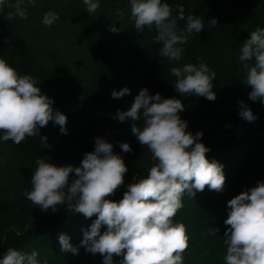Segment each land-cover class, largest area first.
Wrapping results in <instances>:
<instances>
[{
	"label": "trees",
	"instance_id": "trees-1",
	"mask_svg": "<svg viewBox=\"0 0 264 264\" xmlns=\"http://www.w3.org/2000/svg\"><path fill=\"white\" fill-rule=\"evenodd\" d=\"M168 2L180 28L186 21L178 17L179 5L184 6L185 16L192 13L205 22V28L191 33L183 44L180 61H169L159 54L162 44L155 40L154 25L145 26L143 32L135 27L129 0H100L94 12H87L84 0H36L34 5H26L27 19L9 18L7 14L13 9L8 4L0 11V56L20 74L36 78L42 92L54 98V110L67 115L69 129L67 134L61 133L60 126L51 120L42 126L40 135H47L51 147L42 148L37 136L26 137L19 144L0 141V157L4 158L0 162V256L8 247H16L29 253L38 250L37 259L47 264H105L103 254L86 251L80 244L84 230L97 214L86 217L66 204H58L55 211L49 206L45 211L25 192L32 189L37 157L57 165L79 166L83 154L94 150L95 137L101 136L113 143V151L128 167L124 183L106 197L122 199L127 185L146 176L157 163L148 146L132 132V124L141 125L142 121L115 118L117 110L129 109L146 86L150 94L160 92L163 97L182 100L185 108L180 114L188 120V130H202L200 139L211 149L206 155L224 165L223 190L206 185L203 190H194V196L185 192L182 197L183 207L174 220L186 225L188 247L183 264H226L227 201L264 180V103L250 99L253 86L245 82L244 64L253 61L239 59L242 43L258 26L264 27V0ZM48 10L59 13L51 26L42 23ZM212 17L217 24L208 22ZM113 24L120 30L110 31ZM200 59L217 74L215 100L183 95L174 86L177 78L170 68L198 64ZM124 86L130 93L116 98L111 95L113 89ZM241 99L258 119L248 121L239 115ZM121 141L130 143L133 150L123 151ZM106 227L103 225L101 232ZM61 232L79 246L77 254L61 251ZM113 258L119 264L124 256L113 254Z\"/></svg>",
	"mask_w": 264,
	"mask_h": 264
},
{
	"label": "clouds",
	"instance_id": "clouds-1",
	"mask_svg": "<svg viewBox=\"0 0 264 264\" xmlns=\"http://www.w3.org/2000/svg\"><path fill=\"white\" fill-rule=\"evenodd\" d=\"M135 27L155 26V40L161 43V56L169 61H180L189 35L205 28L204 18L189 13L179 5L178 17L185 20L180 28L177 16L172 14L168 0H129ZM36 0H0V11L8 4L13 11L8 17L27 19L28 8ZM87 12H94L100 0H84ZM123 15L124 10H120ZM59 19V13L48 10L42 23L51 26ZM210 24H217L212 17ZM110 31H119L114 24ZM199 59V58H198ZM240 61L245 63V82L252 85L251 100L264 103V27H257L242 43ZM170 72L177 78L174 86L183 95L195 94L209 100L216 99L213 91L216 72L200 59L197 63L172 66ZM40 84V83H39ZM131 89L124 86L113 89L111 95L122 97ZM239 115L248 121L258 119L251 107L239 100ZM54 98L43 93L31 74H20L4 57L0 56V141L12 140L19 144L29 136H37L42 148L51 147L47 135H40L41 127L54 121L60 132L67 134V115L54 110ZM185 108L180 98L163 97L160 92L150 94L145 86L135 96L127 110H117L115 118L124 121L139 119L141 125L132 124V132L142 145H147L157 161L148 174L127 185V191L119 201L106 198L124 183L128 167L124 158L113 151L114 145L101 136L95 137V147L83 154L79 166L72 163L57 165L39 156L31 184L25 196L42 210L49 206L55 211L58 204H66L76 213L86 217L97 214L90 228L85 229L80 244L86 251L103 254L105 264H117L113 254H122L119 264H183L184 250L188 247L186 225L175 221L177 211L183 207L185 192L195 195L194 190L205 186L223 190L226 175L224 165L206 155L211 149L200 137L203 131L188 130L189 122L181 117ZM123 151H132L130 143L121 141ZM0 157V162L3 161ZM70 174H74L70 177ZM228 216L224 223L227 245L226 264H264V180L227 201ZM103 225L106 229L101 232ZM217 231V229H215ZM61 251L79 252V246L71 242L64 232L58 236ZM126 249V252L124 251ZM38 250L30 253L16 247H8L0 264H47L37 259Z\"/></svg>",
	"mask_w": 264,
	"mask_h": 264
},
{
	"label": "rangeland",
	"instance_id": "rangeland-1",
	"mask_svg": "<svg viewBox=\"0 0 264 264\" xmlns=\"http://www.w3.org/2000/svg\"><path fill=\"white\" fill-rule=\"evenodd\" d=\"M66 264H69V263H66Z\"/></svg>",
	"mask_w": 264,
	"mask_h": 264
}]
</instances>
